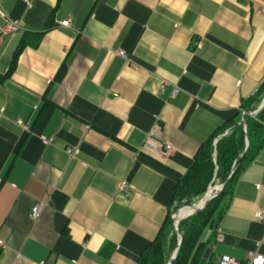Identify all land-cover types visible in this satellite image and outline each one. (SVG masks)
<instances>
[{
  "label": "crops",
  "instance_id": "1",
  "mask_svg": "<svg viewBox=\"0 0 264 264\" xmlns=\"http://www.w3.org/2000/svg\"><path fill=\"white\" fill-rule=\"evenodd\" d=\"M262 8L264 0H0L1 73L26 42L0 85V263L138 264L201 145L213 137L216 157L230 132L219 129L257 104ZM9 23L20 28L4 32ZM38 202L47 206L33 222ZM259 212L264 147L206 229L207 262L264 253Z\"/></svg>",
  "mask_w": 264,
  "mask_h": 264
},
{
  "label": "trees",
  "instance_id": "2",
  "mask_svg": "<svg viewBox=\"0 0 264 264\" xmlns=\"http://www.w3.org/2000/svg\"><path fill=\"white\" fill-rule=\"evenodd\" d=\"M25 43L23 41L17 49L9 71L6 73L0 72V85L11 76L19 52L25 46ZM63 71L64 68L62 69ZM255 98L257 104L251 109L247 108L248 112L259 108L260 103L264 100V84ZM245 120L247 123L246 131L239 118L230 120L219 129L218 135L225 132L228 128H230V132L219 140L216 148V157L214 156V138L211 137L204 142L197 152L194 164L181 177L177 185L174 211L184 204L198 202L205 195L209 186L215 183L216 179H219L221 183L227 180L234 161L245 149L246 133L248 134L250 146L237 163L235 172L226 187L216 197L211 199L204 209L180 221L179 229L184 234V241L175 264L200 263L205 249L212 241V236L207 240H203L205 230L209 227H214L217 210L225 197L231 192L234 183L246 165L252 162L264 147V108L256 117L245 115ZM177 244L178 236L173 230L172 215L170 214L164 230L144 252L138 264H168ZM207 264H210V262H207Z\"/></svg>",
  "mask_w": 264,
  "mask_h": 264
},
{
  "label": "water",
  "instance_id": "3",
  "mask_svg": "<svg viewBox=\"0 0 264 264\" xmlns=\"http://www.w3.org/2000/svg\"><path fill=\"white\" fill-rule=\"evenodd\" d=\"M263 108H264V100H263L261 106L256 111L247 112V113L252 115V116H254V117H256ZM245 114H246V112L242 113L241 122L240 123L243 125L244 130L246 131L247 130V123H246V120H245ZM217 141H218V139H217ZM245 143H246L245 149L236 158V160L234 161V164L232 166V169L230 171V174H229L227 180L224 183L220 184L219 188L213 194H210L209 196H207L208 195V190H209V188H208L207 192L205 193L204 198L201 201H199L198 203L184 204V205L180 206L178 209H176V211L173 213V215H172V225H173L174 232L178 236V244H177L176 248L173 250L168 264H175V260H176L178 254H179V252L181 250V247H182V244H183V241H184V234L179 229L180 221L182 219L187 218L190 215H193L194 213L204 209L207 206V204L209 203V201L211 199H213L214 197H216L226 187L228 181L231 179V177L233 176V174L235 172L237 163L242 159V157L244 156V154L246 153L247 149L250 146V137L248 136L247 133H246V141H245ZM183 209H189V210H191V212L186 214V215H183L182 217H180L181 216V211ZM210 253H211V247L206 248V250H205V252H204L199 264H206L207 261H208V258L210 256Z\"/></svg>",
  "mask_w": 264,
  "mask_h": 264
},
{
  "label": "built area",
  "instance_id": "4",
  "mask_svg": "<svg viewBox=\"0 0 264 264\" xmlns=\"http://www.w3.org/2000/svg\"><path fill=\"white\" fill-rule=\"evenodd\" d=\"M261 12L264 14V8H262ZM63 26H70L71 25V21L70 20H65L62 22ZM20 27L17 24H13V23H9L5 29L4 32H11V31H15L17 29H19ZM123 57H126L125 52L120 51L119 52ZM164 86H166V84L164 83L162 85V88L164 89ZM178 91V88H174L173 90V94H175ZM21 123V122H20ZM25 128L29 129L28 125H24ZM164 146V150H163V154L165 156H169L172 154L173 152V147L171 146L170 143H163ZM68 153H70L71 155L74 153L72 148L67 149ZM129 185L128 180H122L119 183L118 186V191L122 192L124 191ZM47 206L46 202H38L36 203L31 210V214H30V218L33 222H37L41 215L43 210L45 209V207ZM258 218L262 221H264V214L262 212H259L257 214ZM219 239L222 240L223 239V235L220 234L219 235ZM3 245V242L0 241V246ZM218 264H264V253H260L258 251H252L250 252L245 260H241L236 256L230 255V254H222L220 255V257L218 258ZM1 264V263H0Z\"/></svg>",
  "mask_w": 264,
  "mask_h": 264
},
{
  "label": "bare ground",
  "instance_id": "5",
  "mask_svg": "<svg viewBox=\"0 0 264 264\" xmlns=\"http://www.w3.org/2000/svg\"><path fill=\"white\" fill-rule=\"evenodd\" d=\"M219 188V185L218 184H211L210 185V187H209V190H208V195L207 196H209L210 194H213V192L215 191V190H217ZM205 196V195H204ZM204 196L199 200V201H201L203 198H204ZM198 201V202H199ZM197 202V203H198ZM191 212V210H189V209H186V210H184L183 209V211H181V216L180 217H182L183 215H186V214H188V213H190Z\"/></svg>",
  "mask_w": 264,
  "mask_h": 264
},
{
  "label": "rangeland",
  "instance_id": "6",
  "mask_svg": "<svg viewBox=\"0 0 264 264\" xmlns=\"http://www.w3.org/2000/svg\"><path fill=\"white\" fill-rule=\"evenodd\" d=\"M214 184H215V185H216V184L220 185L221 182H220L219 179H216ZM215 191H216V190H215ZM215 191H214V192H215ZM214 192H213V193H214ZM196 203H197V202H196ZM178 208H179V207H178ZM178 208H177V209H178ZM174 209H175V207H174ZM184 210H186V209H184ZM182 211H183V210H182ZM173 212H175V211L173 210ZM184 219H185V218H184ZM205 232H206V230H205ZM205 232H204V234H205ZM208 232H209V231H208ZM204 234H203V236H204ZM203 238H205V237H203ZM205 239H206V238H205ZM207 239H209V238H207ZM207 239H206V240H207ZM210 264H216V263H215V261H212V262H210Z\"/></svg>",
  "mask_w": 264,
  "mask_h": 264
}]
</instances>
